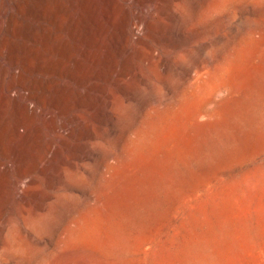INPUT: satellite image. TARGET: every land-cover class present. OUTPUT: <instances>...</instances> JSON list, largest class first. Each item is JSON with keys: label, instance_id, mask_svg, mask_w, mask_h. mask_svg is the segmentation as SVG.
Here are the masks:
<instances>
[{"label": "rangeland", "instance_id": "obj_1", "mask_svg": "<svg viewBox=\"0 0 264 264\" xmlns=\"http://www.w3.org/2000/svg\"><path fill=\"white\" fill-rule=\"evenodd\" d=\"M157 1L70 145L11 164L0 264H264V0Z\"/></svg>", "mask_w": 264, "mask_h": 264}, {"label": "bare ground", "instance_id": "obj_2", "mask_svg": "<svg viewBox=\"0 0 264 264\" xmlns=\"http://www.w3.org/2000/svg\"><path fill=\"white\" fill-rule=\"evenodd\" d=\"M152 7L162 20L157 0H0V57L13 68L10 84L0 85L1 194L14 161L22 178L40 161L37 152L48 157L70 145L73 132L62 118L95 105L125 54L129 68L130 53L141 54L145 44L142 27L157 36L142 18Z\"/></svg>", "mask_w": 264, "mask_h": 264}]
</instances>
